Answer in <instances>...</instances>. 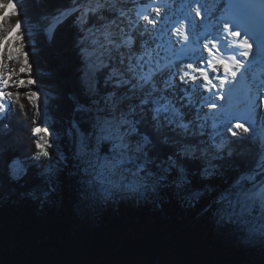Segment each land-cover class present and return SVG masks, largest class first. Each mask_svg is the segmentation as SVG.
Returning <instances> with one entry per match:
<instances>
[{"label": "snow or ice", "instance_id": "snow-or-ice-1", "mask_svg": "<svg viewBox=\"0 0 264 264\" xmlns=\"http://www.w3.org/2000/svg\"><path fill=\"white\" fill-rule=\"evenodd\" d=\"M71 3L35 23L54 36L74 16L86 74L104 70L110 91L90 86L88 102H75L78 118L65 132L73 151L60 152L34 75L28 13L22 0H0V130L30 109V159L74 168L84 198L171 188L189 206L207 199L214 222L264 243V0ZM238 87L243 107L225 109ZM0 168L14 182L27 176L17 158L0 159Z\"/></svg>", "mask_w": 264, "mask_h": 264}, {"label": "trees", "instance_id": "trees-1", "mask_svg": "<svg viewBox=\"0 0 264 264\" xmlns=\"http://www.w3.org/2000/svg\"><path fill=\"white\" fill-rule=\"evenodd\" d=\"M22 2L26 27L32 29L28 44L34 45V75L48 96V122L58 134L59 151L70 156L73 143L65 132L78 118L75 102H88L90 86L101 93L110 88L104 70L86 74L76 47L74 16L59 24L51 38L49 30L45 35L35 23L37 17L43 23L57 10L72 7L71 0ZM31 120L28 109L27 117L19 116L8 130H0V159L17 158L27 167V176L19 182L0 168V264H264V243H250L233 228L214 222L205 211L207 199L189 206L171 188L146 197L129 193L107 203L84 198L74 168L30 159L35 147ZM198 166L189 164L192 170ZM193 185H201L198 177H193Z\"/></svg>", "mask_w": 264, "mask_h": 264}, {"label": "bare ground", "instance_id": "bare-ground-1", "mask_svg": "<svg viewBox=\"0 0 264 264\" xmlns=\"http://www.w3.org/2000/svg\"><path fill=\"white\" fill-rule=\"evenodd\" d=\"M175 8H176V11L178 13V11H179V5L178 4L175 5ZM149 11H151V9H149ZM244 91H245L244 89L239 88V87L237 89H234L233 90V98L231 99V101H229L230 102V105L229 106L231 108L235 107V109H236V108H242L243 107L242 106L243 104L241 103V100L243 98ZM226 100H228V99L226 98Z\"/></svg>", "mask_w": 264, "mask_h": 264}, {"label": "rangeland", "instance_id": "rangeland-1", "mask_svg": "<svg viewBox=\"0 0 264 264\" xmlns=\"http://www.w3.org/2000/svg\"><path fill=\"white\" fill-rule=\"evenodd\" d=\"M164 2H168V0H165ZM129 6H131V5H129ZM174 8H175V6H174ZM175 10H176V8H175ZM55 26V25H54ZM55 27H57V26H55ZM50 31V35H48L49 36V38H51V36H52V32H51V30H49ZM38 79H39V76H37V75H35ZM21 91H23V90H21ZM27 103V102H26ZM47 119L49 120V122H50V118L47 116ZM48 122V123H49Z\"/></svg>", "mask_w": 264, "mask_h": 264}]
</instances>
